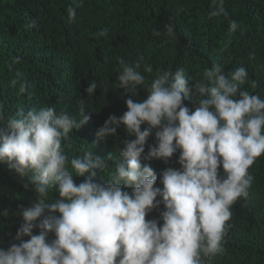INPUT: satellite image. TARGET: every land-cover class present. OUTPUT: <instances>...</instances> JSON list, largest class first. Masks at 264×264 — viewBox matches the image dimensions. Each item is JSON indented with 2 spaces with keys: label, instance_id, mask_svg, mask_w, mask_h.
I'll return each instance as SVG.
<instances>
[{
  "label": "clouds",
  "instance_id": "9594fccd",
  "mask_svg": "<svg viewBox=\"0 0 264 264\" xmlns=\"http://www.w3.org/2000/svg\"><path fill=\"white\" fill-rule=\"evenodd\" d=\"M224 12V0H212L209 18ZM236 28L231 22L230 29ZM165 31L172 35L174 26L166 24ZM119 63L118 87L129 97L128 110L105 121L97 142L115 137L121 126L135 139L121 142L109 180L96 181L97 170L107 166L105 157L88 151L69 160L62 148L69 134L90 120L83 101L79 120L47 106L13 115L0 126V163L27 177L25 187L36 194L18 213L24 221L16 236L20 243L0 248V264H204L223 251L230 208L247 197L253 181L248 170L264 154V100L243 89L248 82L244 67L226 75L213 65L204 73L208 83L194 84V95L201 98L192 110L183 103L192 92L183 69L159 73L145 86L140 61ZM143 72L152 73V66L144 64ZM138 88L148 96L135 102ZM96 89L89 83L87 96ZM142 125L148 127L142 131ZM153 129H160L158 143L145 155ZM178 150L182 168L163 171V188L156 187L157 174L141 158L167 162ZM86 173L88 178L77 184L74 178ZM52 189L58 196L50 201ZM161 203L165 211L158 226L146 216ZM49 234L55 236L51 242Z\"/></svg>",
  "mask_w": 264,
  "mask_h": 264
},
{
  "label": "trees",
  "instance_id": "16d2710c",
  "mask_svg": "<svg viewBox=\"0 0 264 264\" xmlns=\"http://www.w3.org/2000/svg\"><path fill=\"white\" fill-rule=\"evenodd\" d=\"M224 8V14L209 18L212 0H0V126H6L13 115L47 106L79 120L83 101L90 120L74 129L62 148L69 160L88 151L105 157L107 166L96 174L101 182L109 180L120 159L121 142L135 139L128 137L124 126L107 141L97 142L96 137L110 116L119 118L128 110L129 97L118 87L120 59L130 64L140 61L145 86L159 73L183 69L192 89L183 103L192 110L201 98L194 95V84H207L204 73L213 65H220L226 75L244 67L248 82L243 89L264 100V0H224ZM231 22L237 24L235 30L230 29ZM166 24L174 26L172 35L166 33ZM101 31L107 36H98ZM144 64H150L153 72L144 73ZM93 82L95 94L87 96L85 90ZM137 92L132 97L135 102L147 99L145 89ZM147 127L142 125L141 130ZM159 130H152L145 155L157 145ZM179 155L178 150L167 162L141 158V164H149L157 174L156 187L163 188V171L182 168ZM248 171L253 181L247 197L230 208L223 251L205 258L204 264H264V154ZM219 174L224 175L222 166ZM89 175L76 176L75 182ZM27 183V177L0 163V248L4 250L20 243L16 236L24 221L18 213L36 196L31 186L25 187ZM124 190L131 194L126 186ZM57 196L55 189L50 190V201ZM163 211L161 203L146 220L161 226ZM53 239L54 234H49V242Z\"/></svg>",
  "mask_w": 264,
  "mask_h": 264
}]
</instances>
